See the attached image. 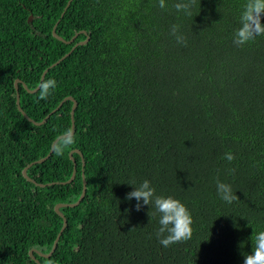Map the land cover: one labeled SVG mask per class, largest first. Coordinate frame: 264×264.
Returning a JSON list of instances; mask_svg holds the SVG:
<instances>
[{
    "label": "trees",
    "instance_id": "16d2710c",
    "mask_svg": "<svg viewBox=\"0 0 264 264\" xmlns=\"http://www.w3.org/2000/svg\"><path fill=\"white\" fill-rule=\"evenodd\" d=\"M68 2L0 0V264H243L264 231V36L233 43L246 0H196L191 16L180 0ZM45 70L57 86L39 100ZM16 80L34 122L77 103L76 143L27 169L36 184L22 171L71 128L73 102L35 125ZM144 180L189 209L190 240L159 243L156 208L125 198Z\"/></svg>",
    "mask_w": 264,
    "mask_h": 264
},
{
    "label": "clouds",
    "instance_id": "9594fccd",
    "mask_svg": "<svg viewBox=\"0 0 264 264\" xmlns=\"http://www.w3.org/2000/svg\"><path fill=\"white\" fill-rule=\"evenodd\" d=\"M196 0H180L174 7L177 12H183L187 16L192 15V8ZM161 9L167 7L166 0H158ZM264 0H246L240 15V27L233 35V43L237 47L254 41L258 36H264ZM180 26L173 24L170 35L174 36L178 44L187 46V38L180 32ZM57 82L54 79L41 80L38 86L39 100H46L53 94ZM26 87V86H25ZM76 143V136L71 128L60 134L52 145V151L57 156H63L65 151ZM227 161L232 162L235 156L231 152L224 155ZM230 171H235L234 169ZM217 193L221 200L228 204L238 200L239 197L233 192L230 184L216 181ZM126 199L137 201L135 207L139 211L144 205L154 206L160 214L157 239L163 247L186 242L192 238V216L189 209L178 199L171 196L164 197L156 194V189L151 186L150 181L144 180L138 187L127 193ZM142 201V203H141ZM167 233V235H165ZM48 264H52L51 261ZM243 264H264V231L254 236V247L251 254L244 256Z\"/></svg>",
    "mask_w": 264,
    "mask_h": 264
},
{
    "label": "water",
    "instance_id": "95a60500",
    "mask_svg": "<svg viewBox=\"0 0 264 264\" xmlns=\"http://www.w3.org/2000/svg\"><path fill=\"white\" fill-rule=\"evenodd\" d=\"M70 1H71V0H69V2H70ZM69 2L67 3V5H69ZM31 18H32V17L29 16V18H28V21H29V22L31 21ZM52 35H53L55 38H57L58 40H61V41L65 42V43H68V44H69V43H72L73 40H74L75 37H76V35H75V36H74L73 38H71L69 41H65V40H63L61 37H59V36L55 33V27H53V29H52ZM87 40H88V37H87V39H86L85 41L79 42L78 44L86 43ZM78 44H76V45H78ZM72 50H73V49H71V50L69 51V53H67L63 58L59 59V60L56 61L54 64H52L51 67L55 66V65L58 64L62 59H64L66 56H68V55L72 52ZM46 72H47V70H45V71L41 74L40 81L44 79V76H45ZM19 82H20L19 80H16L15 83H14V88H15V91H16V105H17L18 111L21 112V114H22L26 119H28L30 122L34 123L35 125L42 124L43 122L46 121V119H47L52 113H54L56 110H58V109L61 107V105L63 104L64 101H66V100H70V101L73 102V104H72V108H71V112H70V115H71V129H72V131L74 132L73 113H74V110H75V108H76V106H77V103L75 102V100H74L72 97H67V98H65L62 102H60V103L58 104V106L55 108V110H53L50 114H48V115L45 117V119H44L43 121L37 123V122H34V121L30 120V119L25 115V113L21 110V108H20V106H19V93H18V83H19ZM38 86H39V85H38ZM23 87L26 88L25 85H23ZM26 90H27V89H26ZM37 90H38V87H37L35 90H33V91H29V90H28V92L32 93V92H36ZM55 140H56V139H55ZM55 140H54V141H55ZM54 141H53V143H54ZM53 143H52V145H53ZM52 145H51L50 151H49V153H48V155H47L46 157H44V158H42V159H40V160H38V161H35V162H33V163L27 165V166L23 169V171H22V175H23L28 181L35 183L32 179H30V178L27 176V174H26L27 169H28L31 165H33V164L40 163V162H43L44 160H46V159L49 157V155L52 153ZM73 152H75V153H79L78 150H73V151L70 153V157H71V155H72ZM79 154H80V153H79ZM71 158H72V157H71ZM72 162H73V171H72V175H71V177L69 178V180L66 181V182H64L63 184H70V183L72 182V180L74 179V176H75V161L72 159ZM35 184H36V183H35ZM39 185H40V186H44V185H41V184H39ZM85 188H86V187H85V182L83 181V189H82V192H81L80 197L78 198V200H77L74 204H70L69 206H75V205H77V204L81 201V199H82V198L84 197V195H85ZM61 206H65V205H63V204H57V205L55 206V212L58 213V215H60V216H62V214L58 211V209H59ZM65 227H66V219L63 217V225H62V228H61L60 232H62L63 229H64ZM58 238H59V234H58ZM58 238H56V240H55V242H54V244H53V247H52L51 251H50L47 255H43V254H41V253H37V254L42 255V256H46V257L50 256V254L52 253V251H53L54 248H55V244H56ZM33 251H36V250H33V249L30 250V251H29V255H30L34 260H36V259L32 256ZM36 261H37V260H36Z\"/></svg>",
    "mask_w": 264,
    "mask_h": 264
}]
</instances>
